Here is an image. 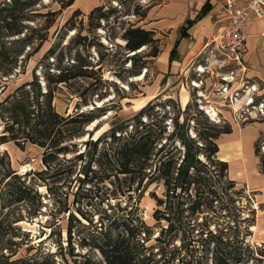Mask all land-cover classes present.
Masks as SVG:
<instances>
[{
	"label": "rangeland",
	"instance_id": "rangeland-1",
	"mask_svg": "<svg viewBox=\"0 0 264 264\" xmlns=\"http://www.w3.org/2000/svg\"><path fill=\"white\" fill-rule=\"evenodd\" d=\"M68 1L36 0L19 10L20 5L12 8L13 0H0V46L4 53V58L0 59V135L10 137L17 127L20 131L25 127L23 120L19 125L11 123L4 97L23 83L33 82L34 78L45 90L43 74L47 70L58 71L53 57H45L47 50L56 43H59L57 50L67 46L75 32L87 36L80 39L78 49L94 68L100 66V70L92 76L55 85L51 105L63 116L104 107V114L96 118L91 127L88 123L83 134L69 141L74 143L69 145V151L51 157L48 164L41 160L44 147L24 140L20 134L18 142L0 143V264L102 263V255L93 245L94 225L131 212L130 216L139 214L151 228L152 235L144 243L152 246L153 251L161 246L166 249L182 246V252L186 249L194 262L199 258L202 264H210L208 260L206 263L202 251L206 246L211 248L207 234L210 230L229 237L232 247L241 240L246 244L241 249L244 257L261 256L260 264H264V231L253 227L259 213L255 197L245 184L233 180L227 170L219 176L216 160L211 164L199 155L206 163L198 191L203 212L191 215L192 220H186L187 211L181 212L177 231L167 247L154 238L159 235L160 226L167 227V222L152 217L154 208L163 210L164 205H156L151 195L153 191L162 196V181H153L145 188H142L145 180L128 186L125 174L115 172L104 163L96 165L91 160L92 148H85L88 139L104 135L111 126L129 124L133 115L152 100L154 107L147 112L156 111L154 120L158 119L165 127L162 139L173 129L175 116L178 124L186 122L184 127L189 136H195V131L208 133L214 126L231 130V126L243 128L261 123L262 130L254 141V148L259 150L260 157L264 156V72L231 76V66L221 61L211 44L204 46L208 37L203 41L199 35L194 45L192 41L197 37L180 39L176 52L179 64L171 63L169 67L166 54L178 38L180 27L177 35L171 33L170 28L153 30L156 41L138 48L136 53L140 57L132 64L125 56L134 52L125 55L117 45L124 43L121 33L131 25L151 26V7L163 0H94L98 3L87 9L84 8L91 3L80 5L71 0L65 5ZM98 5L103 9L90 13ZM3 6L5 9L1 10ZM10 9L14 10L12 28H20L19 34L9 35L1 21ZM101 12L105 17H98ZM155 45L158 54L146 56ZM189 50L192 52L188 55ZM74 52L72 49L66 54L72 57ZM129 69L144 74L135 77L129 75ZM208 107L215 109L214 117L208 113ZM162 114L166 116L159 121ZM141 118L151 121L146 115ZM222 135L217 137V144ZM207 147V143H202L201 151L207 152ZM79 152L83 156L77 158L70 172L69 159ZM215 159H219L217 152ZM89 164L95 171L86 175ZM22 165L25 168L21 170ZM8 172L15 175L6 176ZM229 180L234 181L233 186H229ZM19 186L25 187V192H20ZM207 186L214 187L216 195L209 193ZM16 190L23 195L22 200L14 199ZM192 192L195 194V189ZM164 236L168 238V234ZM252 264L259 262L254 260Z\"/></svg>",
	"mask_w": 264,
	"mask_h": 264
},
{
	"label": "trees",
	"instance_id": "trees-1",
	"mask_svg": "<svg viewBox=\"0 0 264 264\" xmlns=\"http://www.w3.org/2000/svg\"><path fill=\"white\" fill-rule=\"evenodd\" d=\"M35 1L13 0L14 5L12 8L14 9L17 5H20L19 10H21L34 4ZM70 3L71 0L65 5ZM4 7H1V10L5 9ZM210 8L211 4L209 0H206L194 17L187 18L185 23L180 26V37H187L189 35L188 28L204 16ZM13 9L8 10V14L1 19L3 26L9 30V35L19 34L22 31L20 28H12L15 22L13 20ZM102 9L103 6L98 5L93 7L90 13ZM98 17H105V14L101 12ZM86 37V35H81L80 32H75L74 36L70 37L66 43L67 51H64L65 47H60L57 50L59 43L47 50L45 57H53V61L56 62L55 68L58 71L50 73L47 70L43 74L45 90L41 89L38 80L34 78L33 82L23 83L15 91L4 97L8 105L11 123L19 125L23 120L25 127L22 131L17 127L15 132L10 134V137L6 134L0 135V143L8 140L18 142L17 135L20 134L24 140L44 147L41 160L44 164H48L51 157L69 151V145H74L73 142L69 141L74 136L83 134L85 125L104 114V107L98 106L91 110L75 111L73 114L63 116L56 112L51 105L55 85L68 83L73 78L89 77L100 70V66L94 68L95 65L86 56H83L78 49V45L81 43L80 39ZM121 38L124 43H117V45L125 51V55L134 52L125 56V59H130L132 64H136V58L140 57L136 53L138 48L156 41L153 37V30L134 25L125 28L121 33ZM176 46L177 41L174 42L169 51V61L176 58ZM72 49L75 51L73 56H67L66 52ZM158 51V47L155 45L153 50H150L146 56H156ZM99 57L102 58V54ZM1 58H4L2 46H0ZM64 61H66L65 64ZM128 72L129 75L140 73L139 70L131 69ZM153 107L154 103L150 100L133 115L129 124L126 122L111 126L108 131L104 132V135H100L94 140L88 139L85 148L89 146L92 148L91 160L96 165L100 166L104 163L110 169H114L115 172L125 174L128 179V186L133 182L140 184L145 180L142 187L145 188L153 181H162V196L153 191L151 195L154 197L156 205H164L163 210L158 207L154 208L152 217L157 221L166 220L167 227L160 226L159 235L154 236V238L164 242L163 244L168 247L171 237L177 231V220L181 216V212L187 211L186 220H192L191 215L203 212L201 195L198 191H200V185H202L201 179L204 177L205 171L203 168L206 163L201 160L202 158L199 155L209 160L211 164L216 160L220 171L219 176L225 174L227 162L215 159L218 151L216 139L219 134L229 132L230 127L220 129L214 126L208 133L201 134L195 131V136H189L186 127H184L186 122L178 124L175 116L173 129L162 139L164 132H166L165 127L158 123V119L154 120L153 114H156V111L154 113L147 112V109H153ZM142 115H146V118L151 117V121L143 120ZM163 116L166 115L162 114L159 121L163 120ZM198 139L201 141L198 142ZM202 143H207V152L205 150L201 151ZM81 153L79 152L69 159L68 169L70 172L75 168L77 158L83 156ZM255 153L259 156L260 169L264 172V159L261 158L264 156L260 157L257 149H255ZM91 169L93 168H90L89 164L86 175L90 171H95ZM11 173L8 172L6 176L15 175ZM228 183L229 186L234 185L233 180H229ZM194 184H196V187H192ZM193 189H195V194L192 192ZM207 189L209 193L216 195L217 192L214 187L209 188L207 186ZM18 190L25 192V187L19 186ZM14 193L15 200L23 199V195L17 190ZM213 200V198L210 199L211 202ZM131 213L127 216L116 215L109 219L107 223L100 222V225H94L92 234L96 235H92L95 240L93 245L97 247L102 255V263L96 264H202L199 258L194 262L186 249L182 252V246L167 249L165 246H161L159 250L153 251L152 246L144 243L152 235L151 228L139 214L130 216ZM164 234H168V238ZM207 234H209L208 241L211 248L209 249L206 246L202 250L206 263L208 260L210 264H252L255 260L260 264L261 256L258 258L251 255L247 258L244 257L241 249L246 244H243L244 242L241 240L235 247H232L229 237H223L221 234H216V232L212 233L210 230ZM160 235H163V238ZM85 264H90V262H85Z\"/></svg>",
	"mask_w": 264,
	"mask_h": 264
},
{
	"label": "crops",
	"instance_id": "crops-1",
	"mask_svg": "<svg viewBox=\"0 0 264 264\" xmlns=\"http://www.w3.org/2000/svg\"><path fill=\"white\" fill-rule=\"evenodd\" d=\"M76 1L80 2V5L91 3V5L83 7L84 9L98 3V1L94 0ZM205 1L163 0L157 6L151 7L152 25L144 28L151 30L170 28L171 33L177 35V28L183 25L187 18H193ZM246 1L248 0H209L211 4L210 10L188 28L187 31H190L188 32L190 34L187 37H197L192 41L193 45L198 42V35L202 37L203 41L207 37L210 38L213 32L225 23L227 4L237 6ZM214 28L215 30H213ZM178 35V38L170 45L171 47L169 46V51L175 41H177V51L180 39L185 38L180 37L179 31ZM189 51L187 52L188 55L192 50ZM167 56H169V52L166 54V58ZM243 62L245 63V71L242 74L253 76L255 74L261 75V71L264 72V18H257L247 28ZM168 63L169 66L171 63L179 64V61L176 58L172 61L168 59ZM164 75L163 78H165ZM252 84L253 86L256 85V83ZM262 125L261 123H256V125H248L243 128L231 126V130L223 133L220 138L217 151L218 158L227 162V171L231 178L240 185L245 184L255 197L259 213L253 227L261 229L260 231H264V172L260 169V160L255 153L254 141L259 131L262 130Z\"/></svg>",
	"mask_w": 264,
	"mask_h": 264
},
{
	"label": "built area",
	"instance_id": "built-area-1",
	"mask_svg": "<svg viewBox=\"0 0 264 264\" xmlns=\"http://www.w3.org/2000/svg\"><path fill=\"white\" fill-rule=\"evenodd\" d=\"M257 18H264V0H248L237 6L227 4L225 23L204 43V46L211 44L212 48L218 51L221 61L231 66V76L237 77L245 71L243 52L247 28Z\"/></svg>",
	"mask_w": 264,
	"mask_h": 264
},
{
	"label": "bare ground",
	"instance_id": "bare-ground-1",
	"mask_svg": "<svg viewBox=\"0 0 264 264\" xmlns=\"http://www.w3.org/2000/svg\"><path fill=\"white\" fill-rule=\"evenodd\" d=\"M199 69L202 70L203 68L200 67ZM143 74H144V73H143ZM143 74H142V73H139V74L135 75V77H140V76L143 75ZM201 94H202V93H201ZM246 98H247V97H246ZM247 99H248V98H247ZM248 101L251 102V99L249 98ZM246 102H247V101H246ZM206 106H207V105H206ZM207 111H208V113L210 112V114L213 115V117H214V115H215V113H216V111H215L214 108L208 107ZM94 121H96V120H93V121L90 122L89 127H91L92 124H94ZM18 168H19V167H18ZM24 168H25V165L20 166V169H21V170L24 169Z\"/></svg>",
	"mask_w": 264,
	"mask_h": 264
}]
</instances>
